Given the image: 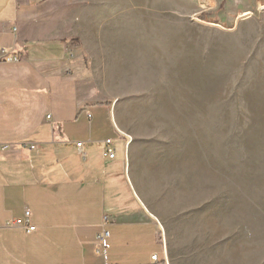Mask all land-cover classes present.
Masks as SVG:
<instances>
[{"label": "crops", "instance_id": "crops-1", "mask_svg": "<svg viewBox=\"0 0 264 264\" xmlns=\"http://www.w3.org/2000/svg\"><path fill=\"white\" fill-rule=\"evenodd\" d=\"M262 1L209 0L206 17L230 25ZM154 4L180 16L200 5ZM151 12L152 0H0V48L21 58L0 61V143L12 144L0 156V264H169L129 176L120 96L103 90L119 87L149 49L136 24ZM106 139L124 145L112 161L102 155ZM25 210L34 232L8 225Z\"/></svg>", "mask_w": 264, "mask_h": 264}, {"label": "rangeland", "instance_id": "rangeland-1", "mask_svg": "<svg viewBox=\"0 0 264 264\" xmlns=\"http://www.w3.org/2000/svg\"><path fill=\"white\" fill-rule=\"evenodd\" d=\"M198 1L180 16L152 0L136 24L149 49L103 90L120 96L129 176L168 263L264 264V0L230 25Z\"/></svg>", "mask_w": 264, "mask_h": 264}, {"label": "built area", "instance_id": "built-area-1", "mask_svg": "<svg viewBox=\"0 0 264 264\" xmlns=\"http://www.w3.org/2000/svg\"><path fill=\"white\" fill-rule=\"evenodd\" d=\"M249 13L245 14V16H248ZM0 61H6V62H14L18 63L21 61V58L14 54L13 50L11 48H0ZM23 146L28 147L31 150H37L38 145L35 143L30 144H23ZM83 142H78L77 147L82 148ZM12 147V144L9 143H0V156L8 151ZM103 157L107 160H114L116 159L117 153L115 148V141L113 139H106L104 141V149L102 153ZM30 211L25 210L24 216L22 218H16L12 219L8 222V225L14 226V227H22L26 229L27 232H34L36 231V226L30 224ZM104 220L107 222L109 220V217L106 215L104 217ZM108 237V231L103 226L102 231L99 233L97 237V253L101 254L103 248L106 244V239ZM154 260L158 259V255H154L152 257Z\"/></svg>", "mask_w": 264, "mask_h": 264}]
</instances>
